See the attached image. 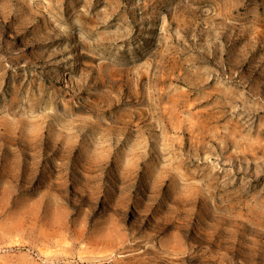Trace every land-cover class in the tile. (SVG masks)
I'll list each match as a JSON object with an SVG mask.
<instances>
[{"label":"rangeland","instance_id":"1","mask_svg":"<svg viewBox=\"0 0 264 264\" xmlns=\"http://www.w3.org/2000/svg\"><path fill=\"white\" fill-rule=\"evenodd\" d=\"M0 264H264V0H0Z\"/></svg>","mask_w":264,"mask_h":264}]
</instances>
